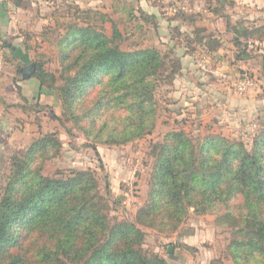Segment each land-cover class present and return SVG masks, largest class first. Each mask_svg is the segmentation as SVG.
Segmentation results:
<instances>
[{"label": "trees", "instance_id": "trees-1", "mask_svg": "<svg viewBox=\"0 0 264 264\" xmlns=\"http://www.w3.org/2000/svg\"><path fill=\"white\" fill-rule=\"evenodd\" d=\"M90 11L84 13L88 19ZM233 29L234 43L243 47L237 58L251 57L253 39L264 40V23ZM195 32L196 38L185 46L188 53L204 44L201 30ZM122 38L115 23L111 36L93 24H72L58 42L64 84L58 86L55 74L41 62H34L32 73L43 88L55 90L62 103L76 106L77 122L89 120L83 127L86 133L108 144L152 133L158 79L167 62L169 78L181 69L179 59L172 61L153 47L123 50ZM206 46L217 50L220 41L211 38ZM9 60L20 63L17 55H8ZM53 141V134H47L14 158L11 181L0 199V264H169L144 249L145 232L138 223L173 231L191 208L197 214L215 213L219 225L233 229L240 255L264 264V128L251 148L243 140L216 134L197 143L184 129L165 133L152 145L150 198L136 221L112 222L110 201L95 172L49 176L34 168L39 149L47 151Z\"/></svg>", "mask_w": 264, "mask_h": 264}, {"label": "rangeland", "instance_id": "rangeland-1", "mask_svg": "<svg viewBox=\"0 0 264 264\" xmlns=\"http://www.w3.org/2000/svg\"><path fill=\"white\" fill-rule=\"evenodd\" d=\"M238 5L248 9L250 0H0V199L11 181L14 158L24 155L47 134H53L56 141L50 142L45 152L39 149L34 168L41 167L42 173L49 176L74 170L95 172L102 193L110 201L112 222L136 221L139 209L150 198L152 145L168 131L184 129L197 143L208 136L221 135L243 140L251 148L264 128V102L257 107L238 106L224 111L211 100L196 99L186 104V96L175 89L184 81L181 77L182 84L176 83L182 74V53L189 43V31L196 28L202 32L203 25L210 23L206 12L220 10L211 16L213 20ZM87 9L92 10L89 19L84 14ZM88 23L109 36L115 23L123 35V50L153 47L167 53L172 61L180 60L181 69L173 78L168 77L171 62H167L158 79L154 92L156 124L151 134L125 144L99 142L83 128L88 127L89 120L77 122L76 106L62 103L55 90L41 86L50 94L41 95L36 87L32 92L25 90L27 96L23 94V65L10 60L7 63L12 45L20 44L19 40L28 45L31 62H41L61 86L63 65L58 42L72 24ZM242 39L245 41V37ZM253 40L256 42L250 50L258 56L263 40ZM235 46L238 51L243 49ZM75 53L76 50L73 56ZM256 61H261V70L244 72L237 82L245 77L256 78L260 86L246 95L262 100L264 67L262 58ZM100 126L98 121L97 129ZM138 226L145 232L144 249L159 254L169 264H256L240 255L234 245L233 229L219 225L213 212L197 214L191 208L188 217L173 231Z\"/></svg>", "mask_w": 264, "mask_h": 264}, {"label": "crops", "instance_id": "crops-1", "mask_svg": "<svg viewBox=\"0 0 264 264\" xmlns=\"http://www.w3.org/2000/svg\"><path fill=\"white\" fill-rule=\"evenodd\" d=\"M248 7L250 8L247 9V7L238 5L234 8H227L224 14L216 16L213 20L211 16L215 12H206L210 23L207 22L203 25V30L200 34L204 44H198L197 50L193 53H188L186 49L183 51V70L178 80H176V83L182 84L179 78H184L183 84L175 89L186 96V104L188 103L187 101L192 102L196 99V102L198 100H211L214 101V104L222 106L225 111L238 106L240 109L250 108L251 105L257 107L264 102V99L253 97L250 93L245 97H237L238 95L232 92L233 85L244 72H259L261 70V61L256 60L264 57L263 40L259 49L260 55H252L244 60L237 58L239 51L234 44V38L236 37L234 26L243 24L249 27L264 23L261 21L264 18V0H250ZM195 30V28H192L189 31L188 38H196ZM211 38L220 41V46L217 50H209L207 48L206 42ZM18 42L21 43L12 45L10 53L13 56L17 55L23 65L20 69V73H23L22 82L20 81V85L24 88L23 94L27 96L28 93L25 90L32 92V88L36 87L38 93L47 96L46 94H50V91L42 89L39 80L32 76L34 70L30 66L34 63L31 62L30 53L26 50L22 40ZM194 43L196 45V42Z\"/></svg>", "mask_w": 264, "mask_h": 264}, {"label": "built area", "instance_id": "built-area-1", "mask_svg": "<svg viewBox=\"0 0 264 264\" xmlns=\"http://www.w3.org/2000/svg\"><path fill=\"white\" fill-rule=\"evenodd\" d=\"M259 86V81L256 78L245 77L235 84V93L243 96Z\"/></svg>", "mask_w": 264, "mask_h": 264}, {"label": "water", "instance_id": "water-1", "mask_svg": "<svg viewBox=\"0 0 264 264\" xmlns=\"http://www.w3.org/2000/svg\"><path fill=\"white\" fill-rule=\"evenodd\" d=\"M30 67L33 68V70H34L35 69V64H32Z\"/></svg>", "mask_w": 264, "mask_h": 264}]
</instances>
